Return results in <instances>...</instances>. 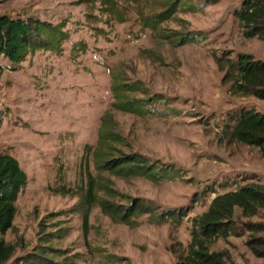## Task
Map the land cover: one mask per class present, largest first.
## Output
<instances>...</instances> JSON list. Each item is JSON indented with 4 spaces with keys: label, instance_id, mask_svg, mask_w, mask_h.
Returning a JSON list of instances; mask_svg holds the SVG:
<instances>
[{
    "label": "rangeland",
    "instance_id": "rangeland-1",
    "mask_svg": "<svg viewBox=\"0 0 264 264\" xmlns=\"http://www.w3.org/2000/svg\"><path fill=\"white\" fill-rule=\"evenodd\" d=\"M173 1L0 0V16L45 24V42L24 61L14 65L0 56V153L16 158L28 177L4 236L16 246L10 264L34 252L43 230L61 235L51 242L58 250L54 264H185L193 220L212 200L264 185L259 150L231 138L234 116L244 109L264 113V101L236 95L224 81L227 57L246 53L264 61V41L246 39L235 18L244 0H179L156 23ZM186 38L194 42L181 44ZM119 81L127 85L125 99L143 107L119 109L113 93ZM105 124L125 139L119 155L139 154L180 176L159 183L97 177L87 146L97 145ZM89 159L97 182L122 193L110 199L119 206L137 200L159 211L189 212L165 221L143 213L125 224L95 206L85 228L82 198L59 190L85 188ZM248 222L264 223V212ZM238 232L212 240L211 252L228 264H264L247 245L244 225Z\"/></svg>",
    "mask_w": 264,
    "mask_h": 264
},
{
    "label": "trees",
    "instance_id": "trees-1",
    "mask_svg": "<svg viewBox=\"0 0 264 264\" xmlns=\"http://www.w3.org/2000/svg\"><path fill=\"white\" fill-rule=\"evenodd\" d=\"M169 1V0H167ZM179 0H174L170 10L162 12L155 18L156 23L167 20L173 7ZM181 5V4H180ZM244 31L246 39L258 38L264 41V0H244L241 7L235 11ZM45 24L34 18L13 19L0 16V56L17 65L24 61L30 48L36 43H44L41 38V28ZM57 41V40H56ZM194 42L193 38L183 39L181 44ZM199 41V40H196ZM229 63L224 81L232 82V91L243 97H254L264 101V61L256 60L246 53L238 54L236 60L230 57L225 59ZM222 65L223 60H218ZM3 68L0 67V79ZM123 81L113 86V93L117 100L116 105L125 111L133 107L137 109L144 105L125 99ZM146 102V100H145ZM144 102V103H145ZM138 103V105H137ZM235 125L231 129V138L249 147L257 148L264 160V113L252 109H244L234 116ZM99 134L96 146H87L89 156L94 159L96 170L101 177L109 173L115 178L132 179L144 177L151 182L159 183L163 180L180 176L174 168H168L160 163H153L139 154H120L119 146H125L124 137L113 131L108 124ZM89 169L88 183L85 188L74 191L66 186L60 187L59 194L72 195L76 193L86 205L85 228L88 227L90 212L99 206L102 212L116 222L131 224L133 217L143 213H152L154 219L165 221L169 218L177 220L186 216L188 209L178 211H159L148 204L139 201H130L126 206H119L110 199H120L122 193L112 186L97 182L96 176L90 173L91 160L87 161ZM28 185V177L21 168L18 160L7 153H0V264H10L16 253V246L4 239V236L13 229L17 215V201ZM82 191L83 194H79ZM212 193H216L213 191ZM264 212V185L252 184L242 186L235 191L218 194L209 205L206 212L193 220V242L191 256L185 264H228L220 253L211 252L210 243L215 238H229L239 236V227H244L250 233L247 245L253 253L264 258V223H244L246 220L259 217ZM45 227L44 225H42ZM67 229H59L58 233ZM43 230L39 234V245L34 252L25 258H18L13 264H54L58 258V250L51 246L52 238H59ZM56 264H74L72 261ZM182 264V263H181Z\"/></svg>",
    "mask_w": 264,
    "mask_h": 264
},
{
    "label": "crops",
    "instance_id": "crops-1",
    "mask_svg": "<svg viewBox=\"0 0 264 264\" xmlns=\"http://www.w3.org/2000/svg\"><path fill=\"white\" fill-rule=\"evenodd\" d=\"M255 39V38H254ZM258 39V38H257ZM261 41V40H260ZM263 42V41H262ZM262 61V60H261Z\"/></svg>",
    "mask_w": 264,
    "mask_h": 264
}]
</instances>
